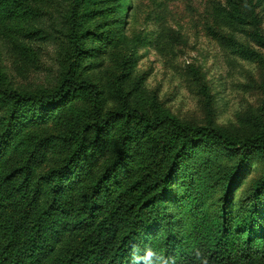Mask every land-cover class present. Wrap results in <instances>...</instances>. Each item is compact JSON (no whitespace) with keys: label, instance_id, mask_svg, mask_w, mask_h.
Returning <instances> with one entry per match:
<instances>
[{"label":"rangeland","instance_id":"1","mask_svg":"<svg viewBox=\"0 0 264 264\" xmlns=\"http://www.w3.org/2000/svg\"><path fill=\"white\" fill-rule=\"evenodd\" d=\"M5 1L0 0V88L50 94L69 72L74 81L97 85L103 113L137 108L150 115L172 114L188 126L210 125L240 141L257 136L259 118L264 117V0H12L19 14L10 18L2 15ZM74 4L81 58H76L69 36ZM6 101L0 96V118ZM24 107L14 136L21 141L20 155L0 172V181L7 170L22 167L18 179L35 186L65 163L77 134L94 139L95 132L85 130L94 118L86 92H71L51 108ZM125 124V119L114 118L100 130L99 156L84 184L90 188L104 168L114 167V192L107 189L98 206H91L101 217L113 201L145 197L170 174L159 215L135 243L136 255L165 245L168 222L183 242L189 240L194 214L188 209L202 211L210 220L218 215L228 186L233 219L255 203L250 197L264 182V153L234 154L201 143L187 147L185 158L172 164L180 142L167 126L148 128L129 119L127 138ZM47 137L49 151L30 160L27 174L24 159ZM63 177L69 189L71 183ZM74 193L66 208L69 217L80 211L83 215L88 201L80 189ZM258 202L264 212V183ZM42 211L22 205L17 214L29 213L33 220ZM7 216L0 207V221ZM80 233H65L68 253L77 251ZM131 261L132 255L124 264ZM255 261L264 264V248Z\"/></svg>","mask_w":264,"mask_h":264},{"label":"trees","instance_id":"2","mask_svg":"<svg viewBox=\"0 0 264 264\" xmlns=\"http://www.w3.org/2000/svg\"><path fill=\"white\" fill-rule=\"evenodd\" d=\"M4 3V17L10 18L19 14L18 5L12 0ZM76 9L77 4H74L69 20V36L76 58H81L83 48L75 25ZM71 92L89 94L94 119L85 130L87 128L88 132H95L96 136L91 139V136L87 138L85 132L77 134L65 163L41 176V183H35V186L41 187L32 186L29 179H18L23 172L22 167L9 171L6 169L8 174L0 181V207L8 212L6 219L0 221V264H124L131 255L133 262L130 264H262L261 261L256 263L255 259L259 249L264 248V212L258 210L260 203H257L263 181L250 197L255 203L243 208L240 218H234L238 221H234L232 217L234 208L228 186L218 215L210 220L206 213H194L192 208L188 209L189 214H194L191 223L193 233L189 240L183 242L171 226L172 222H168V226L164 228L165 245H156L151 252L144 255L135 254V243L142 240L141 236L153 226L159 215L162 196L166 195L170 187L167 182L170 174L160 178L152 187L156 191L145 197H131L125 202L113 201L101 217L93 213L91 206H98L96 201L103 197L107 189L114 192L111 187L113 176L110 175L114 167L109 165L104 168L99 178L97 175L92 178L97 179L92 181L90 188L84 181L87 174L94 170L99 156L98 142L103 138L100 130L114 118L125 119L124 133L127 138L130 137L127 126L129 119L148 128L167 126L175 140L180 142L172 163L176 164L185 158L187 147L201 143L216 145L234 154L264 153L263 115L259 118L257 136L251 140L240 141L210 125L188 126L169 113L150 115L129 107L103 113L99 105L100 92L97 85L90 81H74L68 72L50 94L0 88V96L7 100L3 105L4 114L0 118V127H4V131L0 133V172L5 170L12 159L20 155L21 141H16L14 136L18 132L16 120L19 122L25 117L21 114L25 111L24 105L51 108L59 105ZM7 117L9 118L1 122ZM47 140L48 137L41 140L30 151V158L24 159L27 174L30 160L49 151L50 144ZM124 147L125 142L121 149ZM64 175L71 183L69 189H65ZM34 187L32 192H27ZM75 188L80 189L82 196L88 201L81 209L84 210L83 215L80 211L78 216L69 217L66 211L71 199L76 196ZM22 205H36L43 211L38 212L33 220H30L29 213L18 217L17 210ZM121 226L126 228L125 231H120ZM75 229L81 231L82 240L76 252L68 253L63 245L64 236L68 230Z\"/></svg>","mask_w":264,"mask_h":264}]
</instances>
